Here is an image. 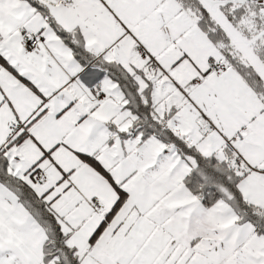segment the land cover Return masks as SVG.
Instances as JSON below:
<instances>
[{"label":"snow or ice","instance_id":"snow-or-ice-1","mask_svg":"<svg viewBox=\"0 0 264 264\" xmlns=\"http://www.w3.org/2000/svg\"><path fill=\"white\" fill-rule=\"evenodd\" d=\"M0 264H264V0H0Z\"/></svg>","mask_w":264,"mask_h":264}]
</instances>
